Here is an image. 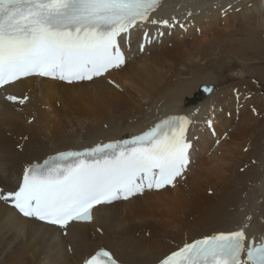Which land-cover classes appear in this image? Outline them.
<instances>
[{
  "label": "bare ground",
  "instance_id": "bare-ground-1",
  "mask_svg": "<svg viewBox=\"0 0 264 264\" xmlns=\"http://www.w3.org/2000/svg\"><path fill=\"white\" fill-rule=\"evenodd\" d=\"M146 28L153 41L118 72L12 87L31 98L0 102V186L14 190L34 161L122 140L170 115L191 118L196 164L174 188L99 207L66 237L0 202V264H83L100 248L124 264H155L218 233L264 236V0H165Z\"/></svg>",
  "mask_w": 264,
  "mask_h": 264
},
{
  "label": "rangeland",
  "instance_id": "rangeland-1",
  "mask_svg": "<svg viewBox=\"0 0 264 264\" xmlns=\"http://www.w3.org/2000/svg\"><path fill=\"white\" fill-rule=\"evenodd\" d=\"M58 105V104H57ZM194 151H195V149H194Z\"/></svg>",
  "mask_w": 264,
  "mask_h": 264
}]
</instances>
